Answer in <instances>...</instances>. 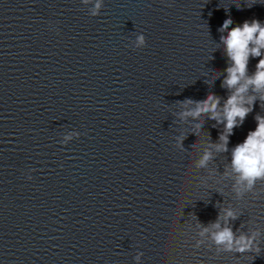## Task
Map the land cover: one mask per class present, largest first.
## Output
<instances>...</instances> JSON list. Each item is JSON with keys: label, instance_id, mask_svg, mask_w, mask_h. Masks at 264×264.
I'll return each mask as SVG.
<instances>
[{"label": "water", "instance_id": "obj_1", "mask_svg": "<svg viewBox=\"0 0 264 264\" xmlns=\"http://www.w3.org/2000/svg\"><path fill=\"white\" fill-rule=\"evenodd\" d=\"M253 19L264 0H0V264H264V180L238 195L231 168L264 91L227 152L210 113L183 115L223 111L220 36ZM218 214L251 252L216 244Z\"/></svg>", "mask_w": 264, "mask_h": 264}, {"label": "clouds", "instance_id": "obj_2", "mask_svg": "<svg viewBox=\"0 0 264 264\" xmlns=\"http://www.w3.org/2000/svg\"><path fill=\"white\" fill-rule=\"evenodd\" d=\"M100 3L96 8H100ZM97 15L96 12L92 13ZM233 23L231 18L226 19L220 28L221 33L229 29ZM140 44H144V37L139 38ZM220 43L224 45L226 54L232 62L226 69L228 75L223 82V86L232 91L227 101L223 105V111H219L220 97L209 94L206 99L195 101L196 107L183 115L197 118L201 115L211 114L209 119L215 120L217 124H223L224 129L220 134V143L216 144L218 152H227L229 137L234 135V129L243 124L247 115L253 110L255 100L250 98L245 100V93L249 89L254 91H264V58L259 60L256 71L252 76H248V64L252 57H264V25L258 19L245 21L242 26L237 25L227 32V35L220 36ZM191 104L193 101L188 100ZM249 105V106H246ZM257 127L255 131H249L244 142L237 144L232 149L231 168L238 176L236 188L237 194L241 195L245 190H251L257 180H264V117L257 116ZM197 129H202L203 124H198ZM183 147V139L179 141ZM211 152H205L198 162V167H207L212 159ZM31 179V177H29ZM226 220H235L237 215L231 209H222ZM220 216L218 214L216 222L212 225L220 229L213 233V239L217 245H225L226 251H236L239 254L251 252L255 237L241 235L235 236L231 227L221 229ZM207 229H205V232ZM235 245V247H233ZM259 252V246L256 249Z\"/></svg>", "mask_w": 264, "mask_h": 264}]
</instances>
